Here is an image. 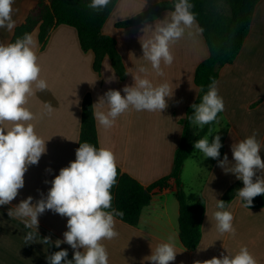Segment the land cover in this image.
<instances>
[{
  "label": "crops",
  "instance_id": "1",
  "mask_svg": "<svg viewBox=\"0 0 264 264\" xmlns=\"http://www.w3.org/2000/svg\"><path fill=\"white\" fill-rule=\"evenodd\" d=\"M37 1L15 0V27L22 23ZM162 1L170 0H146V3L145 0H118L102 26V33L116 41V48L127 73L124 81H120L114 74L108 58L103 60L99 74L93 70L94 55L91 51L83 52L80 49L77 32L73 27L59 25L54 28L42 50L38 42V30L30 34L42 67L41 78L46 80L48 90L30 97L26 107L36 116L31 123L47 141V152L42 155L38 165L29 167L24 177L25 186L18 196L11 204L0 206V264H48L46 257L62 249L68 251L69 260L73 258V249L67 243H62L60 248L54 245V241L64 238L67 217L46 210L38 218L36 232L35 229L25 227L22 220L9 217L7 213L28 196L33 197V203L41 199V195L46 197L51 181L59 174V170L75 160L83 97L90 94L94 105L110 89L121 90L123 95V87L134 83L130 73L144 75L137 73L140 66L149 68L147 78L153 83L167 81L170 84L174 94L168 99V108L162 113L129 110L118 117L110 129L99 126L95 120L98 145L99 148H110L115 153L117 167L144 186L171 173L174 152L182 135L181 121L185 119L186 109L200 93L193 79L196 67L208 57L205 40L202 35L192 38L185 35L172 46L173 64L168 67L162 65L165 76L157 77L151 71L150 64L143 59L139 41L140 37L148 38L151 35L147 31L143 33L142 29L146 25L154 28L155 21L163 20L169 10L151 22L127 28L116 27V23ZM14 29H0V43L8 44ZM110 77L115 79L108 82ZM217 82L225 108L220 112L211 133L204 137L209 135L211 143L214 136L219 135L223 145L220 159L227 154L229 161L234 163L231 145L255 131L262 145L260 154L264 159V0H260L255 7L249 32L236 60L219 70ZM45 104H51L54 110L48 113ZM192 127L193 124L189 129V141L201 130L193 136ZM190 165L194 169L195 178L189 180V204L199 198L205 202L201 239L195 250H187L180 242L176 186L174 180L170 179L166 188L152 191L151 202L142 210L137 226L116 219L118 237L103 241L109 253V264H141L144 257L151 255V250L167 242L169 237L175 239L178 253L171 264H194V261H204L214 256L220 258L222 253L227 255L228 251L235 254L243 246H247L258 264H264V208L248 209L236 195L224 209L234 217L235 235L220 234L213 216L219 210L216 199L219 200L237 182L242 183V188L243 182L231 173L225 174L217 160L202 158L199 150L195 149L183 164V190L186 187L185 169ZM49 168L52 170L50 173L46 171ZM257 175L261 173L257 172ZM28 232H34L35 238L30 244H25ZM44 238H50L52 242L44 243ZM144 264L151 262L144 261Z\"/></svg>",
  "mask_w": 264,
  "mask_h": 264
},
{
  "label": "clouds",
  "instance_id": "2",
  "mask_svg": "<svg viewBox=\"0 0 264 264\" xmlns=\"http://www.w3.org/2000/svg\"><path fill=\"white\" fill-rule=\"evenodd\" d=\"M14 2L0 0V29H14ZM110 3L111 0H90L87 7L99 12ZM172 5L173 10L168 11L163 20H156L154 28L146 25L142 29L143 33L147 31L151 35L148 38L140 37L139 41L142 57L157 77L165 76L162 65L168 67L173 64L172 46L176 42L185 35L192 38L202 35L204 31L197 21L196 13L192 11L194 5L190 0H172ZM41 72L35 42L30 34L25 33L14 43H0V206L11 204L18 196L25 186L24 177L29 167L38 165L42 155L47 152V141L31 123L36 116L26 107L30 97L48 90ZM137 73L144 75L130 73L134 83L123 87V95L121 90L110 89L98 98V102L93 105V117L99 126L110 129L117 118L129 110L162 113L168 108V99L174 94L170 84L167 81L153 83L147 78L149 68L146 66H140ZM114 79L110 77L108 82ZM191 108L194 112L189 120L200 129L217 120L225 105L215 78H211L201 102L193 103ZM45 109L48 113L54 110L51 104H45ZM208 137L197 140L194 149L199 150L202 158L217 160L225 174L231 173L243 182V187L236 194L244 202L243 206L249 209L255 197L264 195V159L260 154L262 145L257 140V133L254 131L231 145L234 163L229 161L227 154L220 159L223 146L221 137L215 135L211 143ZM75 157L51 181L46 197L41 195V199L33 203V197L28 196L7 214L22 220L25 227L36 232L38 218L46 210L67 217L64 238L54 241V245L60 248L62 243H67L73 249V258L69 260L68 251L62 249L46 257L48 264H109V253L103 241L118 237L116 218L124 216L122 210L112 206L111 189L117 183V159L110 148H97L88 142L80 143L75 150ZM46 171L50 173L52 170L49 168ZM257 172L261 175L258 176ZM225 204L216 199L219 210L213 216L217 231L234 236V217L230 211L224 210ZM34 238L35 233L28 232L25 244H30ZM43 241L52 242L50 238H44ZM227 253H222L220 258L214 256L204 261L197 260L194 264H258L247 246L241 247L235 254ZM177 254L175 239L169 237L167 242L151 250V255L144 257V261L171 264Z\"/></svg>",
  "mask_w": 264,
  "mask_h": 264
},
{
  "label": "trees",
  "instance_id": "3",
  "mask_svg": "<svg viewBox=\"0 0 264 264\" xmlns=\"http://www.w3.org/2000/svg\"><path fill=\"white\" fill-rule=\"evenodd\" d=\"M118 0L99 12L90 10V0H38L20 25L15 27L9 43L22 38L25 33L31 34L38 30V42L42 50L51 31L59 25L73 27L77 32L80 49L91 51L94 55L93 70L100 73L102 62L109 59L114 74L120 81L127 77L122 58L116 48V41L102 33L101 29ZM260 0H190L194 5L199 25L204 29L208 57L196 67L194 84L200 93L193 103L199 104L208 90L211 78L218 80L219 70L233 64L236 60L250 29L255 7ZM173 10L172 0L149 5L146 10L135 16L116 23V27L127 28L156 20L162 12ZM203 87V91L201 88ZM192 103V104H193ZM191 104V105H192ZM191 105L186 109L185 119L181 121L182 135L173 156L171 173L148 186L123 173L117 167V183L111 189L112 206L122 210L124 216L116 219L130 226H137L142 210L147 207L154 189H164L168 181L173 179L176 186L175 198L179 206L178 229L179 239L184 248L193 251L201 239V223L205 211V202L199 198L189 204L181 183V173L185 160L194 152V143L209 133L216 121L205 125L192 141L188 140L191 122L189 117L194 110ZM220 114V113H219ZM217 116V119L219 117ZM88 142L99 148L93 104L90 94H86L81 102L80 143ZM221 154V152H220ZM242 183L237 182L229 187L219 200L227 206L235 197ZM242 205L244 202L241 201ZM264 208V195L257 196L249 209Z\"/></svg>",
  "mask_w": 264,
  "mask_h": 264
},
{
  "label": "rangeland",
  "instance_id": "4",
  "mask_svg": "<svg viewBox=\"0 0 264 264\" xmlns=\"http://www.w3.org/2000/svg\"><path fill=\"white\" fill-rule=\"evenodd\" d=\"M200 130V128L198 126H195L193 125L192 129H191V133L193 134V136ZM209 139V138H208ZM210 141V139H209ZM193 173H194V169L192 167V165L190 166H187L186 169H185V174H184V179H185V184H186V187H185V194H186V199H187V202L189 203V200H190V187H189V180H191V178H195V176L193 177ZM197 177H200L199 175ZM195 181V179H194Z\"/></svg>",
  "mask_w": 264,
  "mask_h": 264
}]
</instances>
